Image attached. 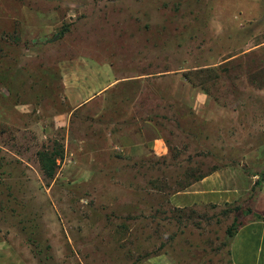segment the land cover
<instances>
[{
  "label": "rangeland",
  "instance_id": "rangeland-1",
  "mask_svg": "<svg viewBox=\"0 0 264 264\" xmlns=\"http://www.w3.org/2000/svg\"><path fill=\"white\" fill-rule=\"evenodd\" d=\"M263 42L264 0H0V264H233L236 216L264 219ZM92 67L128 79L107 107L81 105ZM148 114L164 155L108 140ZM84 137L93 174L46 178Z\"/></svg>",
  "mask_w": 264,
  "mask_h": 264
},
{
  "label": "crops",
  "instance_id": "crops-1",
  "mask_svg": "<svg viewBox=\"0 0 264 264\" xmlns=\"http://www.w3.org/2000/svg\"><path fill=\"white\" fill-rule=\"evenodd\" d=\"M262 46H264V42L251 49H258ZM251 49L250 51H253ZM98 69L92 67L90 72L86 73H88L89 76H94L92 79H94L97 85H101L103 89L96 94L92 93L91 97L88 96L84 104H81L80 99L81 97H85L88 90H91L89 82L86 79L77 80V85L72 87L71 80L69 83V89L72 92L70 95V102L73 106L78 107L81 104L86 107H107L112 103L110 100L105 99L106 95L111 91V86H120L121 84L128 82L127 78L108 79L105 82H100L101 75L98 73ZM204 105H207L211 109L218 106L217 102L214 99H210L208 96L204 99L201 98L200 102L197 101L196 107H204ZM107 138L108 140L116 138L122 139V144L120 145L121 148L132 154L153 152L157 155H164L166 153L167 146L165 139L163 138V135H161L155 119H150L149 114L146 119L141 122L138 129L133 130L131 134H124V132L119 130L115 134L110 132ZM96 154L97 149L93 145L92 139L84 137V139L75 138L74 140H69L67 157L63 166L60 167L61 174L59 177H64L62 171H64L65 174L67 171H73V176L75 177L79 175L82 176L77 178V180L75 179V181H79L86 176L89 177L93 174L91 166L98 163ZM254 211L264 215V185L260 189ZM251 216L252 214L248 217L251 218ZM230 249L232 251L233 264H264V219L246 222L233 238Z\"/></svg>",
  "mask_w": 264,
  "mask_h": 264
},
{
  "label": "trees",
  "instance_id": "trees-1",
  "mask_svg": "<svg viewBox=\"0 0 264 264\" xmlns=\"http://www.w3.org/2000/svg\"><path fill=\"white\" fill-rule=\"evenodd\" d=\"M38 156H39L41 166H42V171L44 172L45 177L53 180L58 174V170L61 167V163L63 162L65 158V147L61 143H58L56 141L54 148L52 150L45 149L39 152ZM261 176H262L261 178L264 180V172L262 173ZM236 211L242 212L243 208L237 207ZM252 211L253 210H246L244 211V213L250 214ZM242 226H243V223L240 221L239 216H236L232 226L228 228V231H227L228 237L234 238Z\"/></svg>",
  "mask_w": 264,
  "mask_h": 264
}]
</instances>
